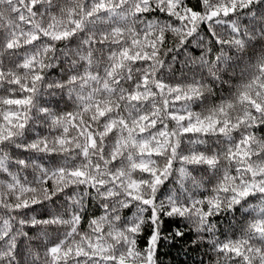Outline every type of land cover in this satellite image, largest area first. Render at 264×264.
<instances>
[{
    "label": "clouds",
    "instance_id": "1",
    "mask_svg": "<svg viewBox=\"0 0 264 264\" xmlns=\"http://www.w3.org/2000/svg\"><path fill=\"white\" fill-rule=\"evenodd\" d=\"M0 264H264V0H0Z\"/></svg>",
    "mask_w": 264,
    "mask_h": 264
}]
</instances>
